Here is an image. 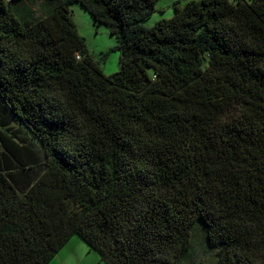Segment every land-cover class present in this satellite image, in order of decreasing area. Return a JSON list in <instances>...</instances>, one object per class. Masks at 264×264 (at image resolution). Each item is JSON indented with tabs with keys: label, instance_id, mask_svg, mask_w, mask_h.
<instances>
[{
	"label": "trees",
	"instance_id": "1",
	"mask_svg": "<svg viewBox=\"0 0 264 264\" xmlns=\"http://www.w3.org/2000/svg\"><path fill=\"white\" fill-rule=\"evenodd\" d=\"M158 1L0 0V264H264V0Z\"/></svg>",
	"mask_w": 264,
	"mask_h": 264
},
{
	"label": "rangeland",
	"instance_id": "2",
	"mask_svg": "<svg viewBox=\"0 0 264 264\" xmlns=\"http://www.w3.org/2000/svg\"><path fill=\"white\" fill-rule=\"evenodd\" d=\"M177 1L184 4L188 0H159L156 3V11L145 21V24L152 26L161 18L171 17L174 14V4ZM72 18L79 33L85 37L89 52L100 62L104 74L110 75L117 72L120 68V52L117 49L116 39L111 35L108 27L105 25L95 26L90 13L80 4L72 6ZM71 241L51 261L57 260L59 264H64V262L65 264H107L97 251L91 250L86 242L78 236H74ZM196 249L198 259L209 262L216 261L217 250L205 249L200 238H198Z\"/></svg>",
	"mask_w": 264,
	"mask_h": 264
},
{
	"label": "crops",
	"instance_id": "3",
	"mask_svg": "<svg viewBox=\"0 0 264 264\" xmlns=\"http://www.w3.org/2000/svg\"><path fill=\"white\" fill-rule=\"evenodd\" d=\"M73 238H74V237H72V238L69 240V242H70L71 240H73ZM69 242H68V243H69ZM71 242H72V241H71ZM68 243H67V244H68ZM65 246H66V245H65ZM58 256H59V255H58ZM59 258H61V257H59ZM55 262H56V264H59L57 260H53V261H51L49 264H55ZM61 262H62V259H61ZM64 264H65V262H64Z\"/></svg>",
	"mask_w": 264,
	"mask_h": 264
}]
</instances>
